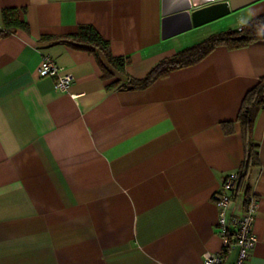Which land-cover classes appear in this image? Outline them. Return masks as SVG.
Masks as SVG:
<instances>
[{
	"label": "crops",
	"instance_id": "obj_1",
	"mask_svg": "<svg viewBox=\"0 0 264 264\" xmlns=\"http://www.w3.org/2000/svg\"><path fill=\"white\" fill-rule=\"evenodd\" d=\"M188 1L169 0L173 8ZM234 7L213 21L235 14L240 29L264 16V0ZM7 9L28 28L0 38V264H202L220 251L212 196L241 169L235 120L264 78V41L218 46L131 90L129 79L187 48L174 40L196 29L164 39L163 0H0V33ZM85 25L113 57L129 60L124 74L99 51L103 68L93 53L67 44ZM45 58L73 75L68 92L38 76ZM229 122L234 132L225 135L221 124ZM253 138L257 243L247 264H264V109ZM244 200V192L234 199V214Z\"/></svg>",
	"mask_w": 264,
	"mask_h": 264
},
{
	"label": "trees",
	"instance_id": "obj_2",
	"mask_svg": "<svg viewBox=\"0 0 264 264\" xmlns=\"http://www.w3.org/2000/svg\"><path fill=\"white\" fill-rule=\"evenodd\" d=\"M4 29L0 33V38L7 37L16 30H27V23L19 18L16 9H7L2 12ZM68 45L76 49H82L93 53L100 64L96 51H99L108 64L117 72L124 74L128 59L113 57L109 48V43L92 26L85 25L78 28L77 33L64 38ZM264 41V16L250 20L244 27L236 31L219 32L206 38L204 41L178 51L172 57L166 58L155 65L142 79H129L128 85L131 90H144L159 78L166 77L170 72L192 66L218 46L229 48H240L253 42ZM264 109V78L250 89L244 96L241 108L235 120L241 129L244 146V159L239 171V178L234 189V199L244 192L245 197L250 192L248 187L249 172L259 164L258 144L254 141V124L258 113ZM234 122L222 123L221 128L225 135L234 132Z\"/></svg>",
	"mask_w": 264,
	"mask_h": 264
},
{
	"label": "built area",
	"instance_id": "obj_3",
	"mask_svg": "<svg viewBox=\"0 0 264 264\" xmlns=\"http://www.w3.org/2000/svg\"><path fill=\"white\" fill-rule=\"evenodd\" d=\"M38 76L54 79L55 90L59 92H68L74 82L72 74L65 73L48 58H45L39 66ZM238 178V172L227 174L221 184V189L212 196V203L218 211L215 232L221 238L222 246L217 253L205 254L202 264H247L257 243L253 226L258 210V200L254 193L250 191L245 197L244 210L241 215L232 212L233 192ZM230 252L232 257L227 262L226 255Z\"/></svg>",
	"mask_w": 264,
	"mask_h": 264
},
{
	"label": "water",
	"instance_id": "obj_4",
	"mask_svg": "<svg viewBox=\"0 0 264 264\" xmlns=\"http://www.w3.org/2000/svg\"><path fill=\"white\" fill-rule=\"evenodd\" d=\"M182 1V0H180ZM238 0H189L176 7L170 6L169 0H163L162 37L164 39L197 28L207 22L228 15L235 10L234 3ZM207 14V19L202 16ZM186 20V24L173 31L175 23Z\"/></svg>",
	"mask_w": 264,
	"mask_h": 264
},
{
	"label": "rangeland",
	"instance_id": "obj_5",
	"mask_svg": "<svg viewBox=\"0 0 264 264\" xmlns=\"http://www.w3.org/2000/svg\"><path fill=\"white\" fill-rule=\"evenodd\" d=\"M240 17V16H239ZM224 20L212 21L204 26L193 29L190 34L187 36L180 37L175 39V42H184V44H188L187 47H190L194 44L204 41L206 38L210 37L213 34L219 32H227V31H236L239 30V27H236V18L235 14H231L225 18Z\"/></svg>",
	"mask_w": 264,
	"mask_h": 264
}]
</instances>
